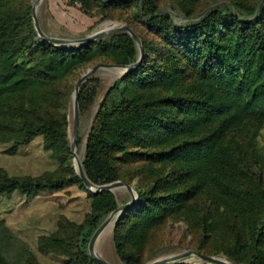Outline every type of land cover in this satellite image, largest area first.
Segmentation results:
<instances>
[{"label":"trees","instance_id":"trees-1","mask_svg":"<svg viewBox=\"0 0 264 264\" xmlns=\"http://www.w3.org/2000/svg\"><path fill=\"white\" fill-rule=\"evenodd\" d=\"M14 1L0 0V140L10 142L9 151L14 153L40 135L46 149L63 150V160L70 155L66 114L56 117L47 110L62 101L58 84L94 57L130 65L137 61L138 51L126 33L116 34L114 42L99 40L77 49L36 42L31 8L19 13ZM132 1L115 0L110 5L125 7ZM88 3L82 0L84 6ZM142 8L141 16L156 30L162 45L142 41L141 64L105 94L82 161L94 185L119 180L118 166L128 162L169 167L165 176L164 171L154 173L152 187L139 192L137 201L118 219L114 241L120 258L125 264H141L137 255L121 253L123 242L142 244L166 217L187 210L201 194L205 173L216 167L221 171L216 180L220 197L216 195L213 202L245 218L247 228L251 220L259 224L256 233L250 231L255 239L237 241L234 250L240 255L229 257L237 264H253L255 259L264 264V250L258 247L264 230V190L256 185L248 194L236 184L230 186L239 170L225 145L228 133L245 120H264V25L260 18L245 21L229 14L219 19L206 15L175 27L156 14L152 0H144ZM89 81L80 87L79 113L91 102ZM70 180L82 182L72 170ZM67 181L0 172V195L58 190ZM89 195L93 213L81 225L66 223L61 235L42 240L45 250L68 256L72 264H98L86 254V247L102 216L116 208L108 192ZM251 247L257 254L247 263L241 255Z\"/></svg>","mask_w":264,"mask_h":264},{"label":"rangeland","instance_id":"rangeland-1","mask_svg":"<svg viewBox=\"0 0 264 264\" xmlns=\"http://www.w3.org/2000/svg\"><path fill=\"white\" fill-rule=\"evenodd\" d=\"M87 1L88 6H84L82 0H42L35 13L43 33L48 37L79 40L100 30L104 24L112 23L118 27L124 25L130 27L141 43L144 41L149 45L161 47L160 36L156 30L149 27L146 17L141 16L144 0H133L125 7L111 6L110 3L115 0ZM34 2L35 0H15L13 4V8L19 13H25L27 7L31 8L33 26ZM152 3L155 4L156 14L166 17L164 22L175 27H185L206 15H213L219 19L229 14L245 21L260 18L259 22L264 25V0H152ZM149 7L146 5V9L150 11L152 7ZM118 33L125 32H113L99 40L114 42L118 40L116 38ZM35 41H41L38 34ZM134 45L139 58V48L135 42ZM81 46L84 44L54 47L77 49ZM98 63L112 64L109 58L104 56L94 57L89 62L81 64L58 84L62 101L47 106L50 115L60 117L61 114H66L70 155L64 156L62 160L60 155L63 150L46 149L44 139L40 135L18 147L14 153L9 151L10 142L0 140V172L8 177L69 179L58 190H44L34 194L17 191L0 195V264H72L68 256L45 250L42 247V240L61 235L66 223L81 225L93 213L92 198L89 195L92 193L84 187L83 182L70 180L71 170L77 175L70 145L73 133L72 95L76 83L87 70ZM124 75L116 69H101L88 79L90 81L86 87L91 91L92 98L90 104L79 113L75 147L77 159L81 163L84 160L87 137L103 97ZM225 145L227 153L239 170V176H235V181L229 182L230 186L236 184V188L241 187L249 191L248 194L256 185L264 190V120H245L228 133ZM135 151L148 153L151 150ZM157 171H164L165 176L169 167L164 168L141 161L128 162L118 166L121 178L116 181L130 185L138 199L139 192L148 191L152 187L155 181L154 173ZM218 174H221V171H217L216 167L208 170L205 173V182L202 183L201 194L187 210L166 217L160 225L148 232L142 244L123 242L121 253L137 255L141 264L185 252L222 257L236 263L229 257L240 255L234 250L235 243L237 241L249 243L254 240L255 235H250V231L256 233L259 224L251 220L252 226L247 228L245 218H241L223 205L217 207L213 201L216 200V195L217 197L219 195L216 187ZM108 193L113 196L116 208L131 200V195L125 188ZM111 212L102 216L101 223ZM118 219L102 232L95 243V253L109 264H125L114 241V229ZM213 220L215 223L209 229L208 224ZM260 238L258 247L264 250V230ZM74 240L72 237L73 248ZM248 251L242 254L241 258L251 263L257 251L253 247ZM86 254L89 256L88 244ZM255 261L253 264H257V259ZM176 264L207 263L197 258H189Z\"/></svg>","mask_w":264,"mask_h":264},{"label":"water","instance_id":"water-1","mask_svg":"<svg viewBox=\"0 0 264 264\" xmlns=\"http://www.w3.org/2000/svg\"><path fill=\"white\" fill-rule=\"evenodd\" d=\"M42 0H35L34 2V9H33V21L35 30L38 34V37L40 40L48 42L49 44H52L54 46H60V47H70V46H79V45H87L90 43H93L106 35L113 33V32H125L127 33L133 41L136 43V45L139 48V58L137 61L130 65H115V64H105V63H98L91 67L89 70H87L77 81L73 95H72V105H73V133L71 138V152L74 156V162H75V170L81 181L83 182L84 187L89 190L92 194H98L100 192H111L118 188H125L131 195V200L125 205H122L120 207H117L114 211H112L107 218L99 225V227L95 230L93 235L91 236L89 243H88V254L89 256L98 264H109L108 262L101 259L96 253H95V243L98 239V237L102 234V232L115 220H117L132 204H134L137 201V196L134 190L130 185L123 181H115L109 184L105 185H94L92 184L88 178L86 177V174L84 172L82 163L77 159L76 153H75V147H76V141L78 136V128H79V107H78V96L80 87L84 82H86L93 74H95L97 71L101 69H116L119 72H122L123 74L129 73L131 71H134L138 68V66L141 64V61L143 59V47L142 43L140 42V39L136 35V33L128 26H115L112 28L103 27L100 30L96 31L95 33L89 35L88 37H85L83 39L79 40H70V39H61V38H54V37H48L46 36L43 31L40 28V25L38 23L37 17H36V8L38 4H40ZM189 258H197L204 263L207 264H236L232 261H229L227 259H224L222 257H215V256H206L202 255L196 252H185L177 256L158 259L153 262H150L148 264H176L180 263L186 259Z\"/></svg>","mask_w":264,"mask_h":264},{"label":"bare ground","instance_id":"bare-ground-1","mask_svg":"<svg viewBox=\"0 0 264 264\" xmlns=\"http://www.w3.org/2000/svg\"><path fill=\"white\" fill-rule=\"evenodd\" d=\"M103 27L112 28V27H115V25L112 24V23H106V24L103 25ZM103 27H102V28H103ZM120 73H121V72H120ZM111 224H112V223H111ZM111 224H110L108 227H110Z\"/></svg>","mask_w":264,"mask_h":264}]
</instances>
